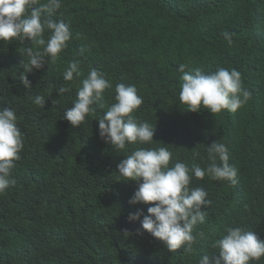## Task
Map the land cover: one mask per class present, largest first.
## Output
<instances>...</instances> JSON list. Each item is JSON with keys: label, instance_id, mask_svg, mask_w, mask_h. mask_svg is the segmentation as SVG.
<instances>
[{"label": "trees", "instance_id": "trees-1", "mask_svg": "<svg viewBox=\"0 0 264 264\" xmlns=\"http://www.w3.org/2000/svg\"><path fill=\"white\" fill-rule=\"evenodd\" d=\"M53 19L64 20L72 38L41 69L25 72L22 65L26 47H42L0 41V106L15 111L24 145L14 183L0 194V264H198L216 251L211 244L228 226L264 240V0H62ZM82 47L87 51L77 56ZM74 57L83 76L65 81ZM180 63L204 72L235 68L251 98L235 112L188 111L178 96ZM93 67L113 85L103 93L107 105L117 83L136 86L143 103L133 115L154 126V141L143 147H168L169 166L179 160L204 168L207 146L226 144L237 183L192 179L212 203L193 228L204 237L197 236L191 252H170L139 220L128 219L151 205L129 203L137 183L120 180L116 165L142 145L120 152L106 144L96 120L106 108L98 105L77 128L63 118ZM23 75L30 88L21 84ZM61 86L70 91L58 93ZM37 95L44 106L34 103ZM250 264H264V257Z\"/></svg>", "mask_w": 264, "mask_h": 264}, {"label": "clouds", "instance_id": "clouds-1", "mask_svg": "<svg viewBox=\"0 0 264 264\" xmlns=\"http://www.w3.org/2000/svg\"><path fill=\"white\" fill-rule=\"evenodd\" d=\"M61 6L62 0H46L44 3L40 0H0V41L19 40L23 43L28 40L30 44L42 47V51H34L31 46L24 49L28 57L27 64L22 65L25 72L43 68L46 57L55 61L68 46L67 42L72 38L70 26L62 19H53ZM45 30L50 33L47 40ZM221 34L229 45L233 43L232 33L225 30ZM85 51L87 49L82 47L77 56H82ZM80 64L78 58L70 60L63 72V80L72 81L74 76H83ZM178 71L181 73L179 101L188 111L235 112L251 98L250 91L243 87L241 73L235 68L217 67L215 71L204 72L180 63ZM21 84L26 89L31 87L25 75L21 77ZM80 85L71 102L72 107L64 112L63 117L73 128L94 114L97 111L94 105H98L106 108L103 115L96 118L98 135L106 144L120 152L126 151L129 144L142 145L124 155L116 165V172L122 177L120 180L137 183L129 203L151 205L147 214L138 209L129 212L128 219L139 220L141 229L162 241L170 252L182 247L185 252H191L197 236L204 237L202 231L193 235V228L204 223L212 203L204 187L191 186L192 179L203 180L207 175L211 180L237 183L238 170L228 162L226 144L213 141L207 146L208 164L204 168L199 164L189 167L179 160L169 166L173 154L168 147H143L154 141V126L133 115L143 103L135 85L117 83L114 103L110 105L106 104L103 93L113 85L103 72L90 68ZM69 91L67 86L57 89L60 94ZM34 103L44 106V97L37 95ZM17 120L12 108L0 106V194L14 183L11 172L24 146ZM193 155L199 156V152ZM141 229H137V233ZM211 247L216 251L201 256L198 264H250L264 257V240L243 226L226 227Z\"/></svg>", "mask_w": 264, "mask_h": 264}]
</instances>
